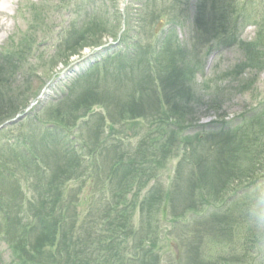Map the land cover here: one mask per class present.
Listing matches in <instances>:
<instances>
[{
  "label": "rangeland",
  "instance_id": "obj_1",
  "mask_svg": "<svg viewBox=\"0 0 264 264\" xmlns=\"http://www.w3.org/2000/svg\"><path fill=\"white\" fill-rule=\"evenodd\" d=\"M100 1L97 2L98 5L95 3L94 6L79 12L81 15L77 19L89 10L90 13L85 16L84 22L91 24L90 30L85 33L84 42L87 44L83 43L84 45L78 48L66 45L69 32L72 31L69 15L77 11L82 1H0V28L9 27L11 34L12 30L13 33L16 31L11 43L6 44L7 49H0V56H3L0 61H4L0 79L8 82L4 88L3 83L0 84V207L9 201L15 205L17 211L27 210L32 204L35 210H43L41 217L44 222V225H38L35 221L36 234L32 237L31 246L27 247L26 259L20 252L16 253L17 257L10 256L7 245L1 242L3 237H7V233L4 232L5 223L0 219V253L6 251L4 259L0 256V264H72L71 257L74 253L83 256L85 264H126V260L121 261V250L126 244L122 246L116 243L103 251L96 248L98 230L104 231L96 227L90 226L77 236L70 235L64 226L65 241L59 239L61 226L71 211L85 210L82 190H86L88 184L92 188L98 178L104 177L107 170L105 165L110 161L108 157L117 160L116 156H121L123 145L117 149V144L115 147L112 143L108 144L110 137L107 123L110 126L115 125L116 134L113 137L120 140L125 138L129 126H120V123H117L119 120H123L127 125L135 121L146 129L142 119L147 118V130L153 135L159 131L161 125L173 118L202 125V130L211 132L209 129L215 128L216 125L212 124L215 120L229 125V119L243 112L249 114L264 97V28L258 30L251 24L242 36L248 46L243 49L237 48L230 36L236 16L234 7L237 3L243 6V2L170 0L171 6L162 5V9L156 10L151 4L140 10L135 4L136 8H133L130 0H106L103 4ZM197 3L202 8L205 7L206 12L216 15L220 23H225V28L197 41L189 39L194 30L185 29L180 31L185 36L184 41L178 34L175 39L181 41L179 45L171 48L166 46L161 34L170 26L164 24V20L170 22V11L176 12V19L180 20L186 18L187 8L194 11L195 7L204 13ZM251 3V0L245 2L247 5ZM3 4H8L5 13H2ZM123 9L124 12H136L135 16L139 17L135 22L137 26L127 25L120 36L123 38L127 35L125 38L132 44L136 41L135 35L139 34L137 39L143 47L149 45L154 48L158 43V48L145 54L146 59L151 61L149 65L143 63L140 66L142 69L139 74L134 69L135 72L129 77L123 73V80H117L110 65L107 64L102 69L101 59L99 60L101 52L94 51L96 48L91 47L113 39L117 25L113 26L111 23H117L115 18ZM196 16L187 17L197 19ZM75 28L77 29L78 25ZM81 31L84 38L83 30ZM153 32L157 37L152 35ZM182 44L183 46H180ZM5 50H8L7 55ZM23 51H26L27 55L25 64L28 69L24 72L26 77L21 76V84H13L11 81L15 80L16 75L14 68L4 67L11 63L15 66L18 61H24V56L20 57ZM107 52L110 51H103L102 55L105 56ZM240 63L243 67L234 73V67ZM89 65L92 71L74 82L73 87L70 86L63 75L70 71H74L75 75ZM193 73L197 75L193 76ZM58 77L63 79L57 80ZM133 77L135 80L129 85L120 83L131 81ZM138 81H141L139 85ZM249 81L251 83L248 85ZM45 85L52 89L42 94ZM41 95V102L24 114L29 106L38 101L37 96ZM26 107L27 109H24ZM11 120L15 121L9 122ZM34 127L36 131L28 135ZM60 128L72 141L74 147L71 150L65 151L55 142L52 150L54 151L55 147L58 149L54 152L46 153V148L43 147L41 150L45 154L36 156L31 154L35 151L34 147H29L26 148L29 154L23 157L22 151L25 149L21 142H29L28 136L35 133L39 136L43 131L49 130L60 133ZM138 129L139 127H136L133 131ZM50 139L56 137L42 134L39 145ZM154 140L155 138L149 140V143L153 144ZM30 154L32 158L37 157L38 161H30ZM71 154L74 155L73 159L69 158ZM161 158L159 153L158 160ZM44 159L47 162H44ZM168 164L165 169L161 168L160 162L152 164L159 167L157 174H163L165 182L171 179L175 172L172 165ZM260 173L263 174L264 170ZM188 175V170L181 174L180 180L184 177L181 190H171V204L167 203L169 198L165 199L159 192L150 194L149 201L143 200L140 204L146 191L143 190L135 203L136 206L140 204V207L135 209L133 216H136L138 221L141 217L145 220L148 205L158 208L174 206L177 209L183 206L187 199L192 201L198 196L204 198L210 194V186L203 183L206 180L187 181ZM152 183L151 181L150 185ZM174 185L175 183L172 184ZM136 189L137 186L132 185L127 190L128 195L133 196L138 191ZM259 199V191L235 197V191L229 190L222 198L220 208L199 207L198 214L205 220L202 225H196L193 220L187 218H181L177 223L175 218L167 217L168 221L165 222L158 214L159 224L155 229L154 240L149 245L153 255L146 253L140 257L139 264H203L202 255L199 257L197 254V247L202 241L207 242V249L212 247L210 254L206 255L211 259V254L215 253L213 263L224 252L228 259H236L239 264H264V246L260 245L264 242V235L256 232L248 214L250 208L256 211L264 210V205L258 203ZM88 203L91 204L90 201ZM172 211L168 209L173 215ZM176 212L178 217L186 215L185 210ZM0 218L4 217L0 215ZM67 224L73 225L72 221ZM138 241L139 244L140 241L146 242L144 238H139ZM220 246L226 249L216 254ZM10 248L13 251V247ZM80 248L89 250L90 256H85Z\"/></svg>",
  "mask_w": 264,
  "mask_h": 264
},
{
  "label": "trees",
  "instance_id": "obj_2",
  "mask_svg": "<svg viewBox=\"0 0 264 264\" xmlns=\"http://www.w3.org/2000/svg\"><path fill=\"white\" fill-rule=\"evenodd\" d=\"M239 14L246 19L244 13L239 12ZM250 83L251 81L247 84L249 85ZM257 104L258 105L253 108L249 114H244L238 119L237 133H233L234 136L229 141L230 147L227 146L229 153L223 154V160L225 161L222 160V162H220L217 159L208 162L202 161L200 165L197 164L194 166L192 160H187L176 166L174 175L170 179V181L175 183V186L167 189L169 192L165 194L159 191L160 195L165 199L169 198L167 201L168 204L172 201L171 190H181L180 187L184 177H182L181 180L180 177L186 170L190 172V175L187 176V181L203 179L206 180V182L203 183L210 186V194L207 196L208 198L204 200L207 204L213 203L215 205H221L222 198L227 195L229 190H234L235 193H240V195H247L250 190H258L257 185L264 183V173H260L264 170V97L257 102ZM156 134L149 138V140L155 138L153 144H150L148 141L145 148L138 147L136 154L143 157L148 153L157 155L161 153L162 159L160 163L163 167L165 163V156L162 153L164 139L162 133L157 132ZM235 159L236 163H232ZM145 164L143 159L138 160L135 164H129L128 167L127 163L123 164L120 168L121 174L117 177V184L126 185L142 178L146 172ZM128 179H130V181H128ZM162 181L164 182L163 179ZM158 187L162 188V185L159 184ZM197 200H201V198L199 197L192 201L187 199L183 204V208L193 209L197 207V205L201 204ZM151 207L155 206L148 205L146 209L147 216L151 213ZM166 207H170L173 211L177 210L174 206ZM166 207H163V210L165 209L167 211ZM156 208L158 210L160 209L158 207ZM153 224L155 223L151 219L148 220L146 217L142 229L146 228L151 230ZM251 243L254 242L251 241ZM226 263L235 264L237 262L236 259L230 262L225 254H223L215 263L211 264Z\"/></svg>",
  "mask_w": 264,
  "mask_h": 264
},
{
  "label": "clouds",
  "instance_id": "obj_3",
  "mask_svg": "<svg viewBox=\"0 0 264 264\" xmlns=\"http://www.w3.org/2000/svg\"><path fill=\"white\" fill-rule=\"evenodd\" d=\"M257 189L260 194L258 203L264 205V183L258 184ZM249 217L253 228L260 235H264V210L256 211L253 208L249 209Z\"/></svg>",
  "mask_w": 264,
  "mask_h": 264
}]
</instances>
